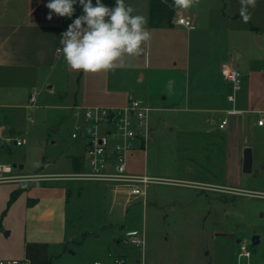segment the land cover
I'll return each mask as SVG.
<instances>
[{
	"label": "rangeland",
	"instance_id": "rangeland-1",
	"mask_svg": "<svg viewBox=\"0 0 264 264\" xmlns=\"http://www.w3.org/2000/svg\"><path fill=\"white\" fill-rule=\"evenodd\" d=\"M143 1L146 0H132L126 5L141 15ZM259 8L257 15L249 17L250 23L255 21L260 27L254 40L256 48L245 46L246 37L232 38L227 62L241 71V77L246 73L245 67L253 61L250 54L256 49L264 50V0ZM172 46V51L163 58L169 69L166 77L161 75L151 83L154 92L147 88L150 83L137 81L133 75L136 86L132 95L156 108L170 106L171 88L179 95L178 74L179 68L186 65V47L179 42V37ZM149 48L152 52L154 42ZM14 74L11 72L12 78L8 80L0 77L1 135L12 139V144L0 140V162L16 164L13 174L52 175L79 171L84 162L85 143L82 137H72L75 109L70 104L77 87V99L81 93L80 72L73 71L70 77L59 76L54 69L45 68L31 83ZM193 79V72H190L191 87L188 86L191 90ZM169 81H172L171 86ZM32 92L36 94L33 103L29 101ZM164 95H167L166 101ZM164 108L150 114V127L155 136H150L146 147L137 143L128 157V167L133 172L145 170L163 180L148 185L145 202L143 198L129 199L124 190L116 191L112 183L70 179L46 183L64 185L71 190L66 222L70 240L58 248L52 264H94L95 261L113 264L116 256L126 257L127 264H262L264 134L260 137L246 134L249 136L247 144L253 145L255 141L256 146L252 172L241 173V182L234 184L237 188L224 187L229 184L226 156L218 145L214 153L209 151L216 146L211 144V139L217 132L205 134L196 129L201 125L186 121L183 112ZM197 131L202 132V136L195 134ZM14 140L22 144L17 145ZM245 147L252 149L248 145ZM210 158L213 159L211 163ZM257 164L262 166L258 175ZM23 187L24 181L0 182L1 259L18 257L21 252L24 207L28 198H33L26 197ZM114 196L125 197L126 210L112 204ZM127 231L143 235L144 245L132 244ZM254 235L259 236L256 243L252 241ZM242 244L249 250V257L240 256Z\"/></svg>",
	"mask_w": 264,
	"mask_h": 264
},
{
	"label": "crops",
	"instance_id": "crops-1",
	"mask_svg": "<svg viewBox=\"0 0 264 264\" xmlns=\"http://www.w3.org/2000/svg\"><path fill=\"white\" fill-rule=\"evenodd\" d=\"M131 1L125 0V3ZM48 2L49 0H0L2 80L11 79V72H14L18 79L22 77L31 83L33 77L45 68L54 69L59 76L68 77L74 71L64 63L58 49L61 48L62 34L67 31L74 19L83 15L82 6L77 0L71 18L58 17L53 13L52 19L49 20L47 17L50 10L46 7ZM101 2L111 8L115 7L116 0ZM261 2L262 0H255V7H252L247 0H197L193 6L185 9L176 7L173 0L143 1L141 15L147 20L151 39L144 45V50L139 56L125 55L114 70L99 73L79 71L78 85L81 93L77 99V87L73 103L70 104L75 109L74 117L72 116L74 123L77 119L75 111L77 107L84 106L83 102L87 105L101 103L107 106L125 105L135 90L133 75L137 77V81L150 83L147 84V88L154 92L151 83L158 80L161 75L166 77L169 69L166 68L167 62L163 58L164 55H169L173 49L172 44L179 37V42L185 43L186 47V65L179 68L178 74L181 81L179 95L176 89L171 88L170 106L152 107L155 110L167 107L174 112H183V116H187L186 121L195 122L196 126L201 125V128L196 129L205 134L216 131L211 139V144L216 146L209 151L213 150L214 153L218 145L224 157L226 156L229 184L224 187L237 188L238 186L234 184H239L242 179L245 146H251L252 153L256 150L255 141L252 142L253 145L247 144L246 139L249 136L246 134L250 137H260L264 134V123L258 124V119L264 114V66L261 69L264 64V50L256 49L250 54L253 61L245 67L246 73L236 88L223 77L221 68L223 64L228 63L232 38L246 37L245 46L256 48L254 40L260 27L255 21L250 23L252 20L249 17L253 18L258 14ZM95 3L96 0L93 5ZM178 16L189 19L192 26L176 23ZM263 41L262 35V43ZM151 42H154L152 52L149 48ZM237 55L241 53L237 52ZM158 72L160 74L156 76ZM190 72L194 75L192 90L189 89ZM166 97L167 95L163 97L165 101ZM224 117L227 118V125L219 128L218 124ZM199 131L195 134L202 136V132ZM151 135L155 136L154 129H151ZM1 144L3 145V142ZM209 162H213V159L210 158ZM261 169V164H257V175ZM41 177L20 180L25 182L23 188L26 197L31 195L33 198H28L24 207L21 252L18 257L13 258L23 259L29 264H52L58 248L66 240H70L66 222L71 190L64 185L46 184L59 179ZM12 195L14 196V193ZM123 197L114 196L112 204L123 206L126 210L127 202L125 203Z\"/></svg>",
	"mask_w": 264,
	"mask_h": 264
},
{
	"label": "built area",
	"instance_id": "built-area-1",
	"mask_svg": "<svg viewBox=\"0 0 264 264\" xmlns=\"http://www.w3.org/2000/svg\"><path fill=\"white\" fill-rule=\"evenodd\" d=\"M176 23L191 27L189 19L178 16ZM223 77L236 88L241 81V71L231 63L222 65ZM36 94L31 93L29 101L33 103ZM154 107L142 100L130 96L125 105L104 106L88 105L77 107L75 111L76 122L72 137H82L85 143L83 167L76 172L56 173L52 175H16L13 174V165L0 162V182L20 181L42 176L50 179H70L80 181H99L112 183L116 191L124 190L129 199L143 198L146 200L147 187L150 183H161L163 180L148 174L146 171L136 173L128 167V157L137 143L147 145L151 136L150 114ZM30 121H33L29 117ZM264 123V114L258 119V124ZM227 125V118L221 119L219 128ZM2 124L0 123V140L4 144H12V139L2 137ZM142 140V142H140ZM15 144L21 145L20 140H14ZM264 195V194H263ZM128 240L141 247L144 245V236L136 232L127 231ZM240 256L249 257L250 252L245 244L241 245ZM0 264H29L18 258L0 259ZM94 264H102L95 261ZM113 264H127V258L116 256Z\"/></svg>",
	"mask_w": 264,
	"mask_h": 264
},
{
	"label": "clouds",
	"instance_id": "clouds-1",
	"mask_svg": "<svg viewBox=\"0 0 264 264\" xmlns=\"http://www.w3.org/2000/svg\"><path fill=\"white\" fill-rule=\"evenodd\" d=\"M166 2V0H165ZM178 8H189L197 0H173ZM77 0H49L47 19L54 13L58 17L71 18ZM255 7V0H247ZM83 15L77 17L60 39L63 59L74 71L99 73L114 70L118 62L127 56H139L144 45L151 39L144 16L126 5L125 0H116L115 7H108L96 0H79ZM172 81H169L171 86Z\"/></svg>",
	"mask_w": 264,
	"mask_h": 264
},
{
	"label": "water",
	"instance_id": "water-1",
	"mask_svg": "<svg viewBox=\"0 0 264 264\" xmlns=\"http://www.w3.org/2000/svg\"><path fill=\"white\" fill-rule=\"evenodd\" d=\"M16 164H13V167H16ZM252 166H253V153L252 149L250 147H246L243 152V166H242V171L244 173H251L252 171ZM239 241V240H238ZM252 241L254 243L259 241V236L254 235L252 237Z\"/></svg>",
	"mask_w": 264,
	"mask_h": 264
}]
</instances>
